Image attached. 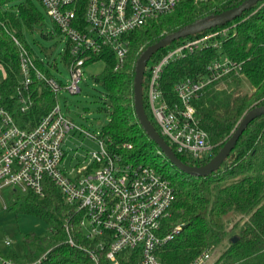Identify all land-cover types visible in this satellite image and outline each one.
I'll return each mask as SVG.
<instances>
[{
    "label": "trees",
    "instance_id": "trees-1",
    "mask_svg": "<svg viewBox=\"0 0 264 264\" xmlns=\"http://www.w3.org/2000/svg\"><path fill=\"white\" fill-rule=\"evenodd\" d=\"M244 1L214 0L196 4L189 0L171 15L132 33L128 37L129 52L123 66L117 68L118 62L111 52L93 61L106 62L100 79L108 98L111 123L101 131L102 138L108 141L110 148L117 150L126 164L148 165L177 187L171 216L163 223L162 236H172L158 252L163 264H194L212 255L221 245H225L224 252L213 264H264V116L248 125L219 170L202 177L188 175L174 167L148 136L135 111V72L145 50L178 30L233 9ZM8 6L18 8V12L8 10ZM43 24V17L32 0H0V103L22 129L35 128L57 102L55 95L38 83L31 90L34 105L29 112L20 111L16 98L22 77L15 40L35 57L28 47L23 27L26 25L33 30L34 26ZM228 27L232 30L221 38L220 49L197 51L168 66L163 74L161 88L174 102V86L178 82L204 75L206 66L221 56L243 64L241 75L231 76V80L227 77L224 82L211 86L195 103L200 126L208 133L214 152L198 160L177 154L187 166L207 165L231 138L244 116L264 106V1L233 23L202 34ZM170 46L155 54L151 61H158ZM244 81L250 84L251 90H243ZM222 83H225L224 88L220 89ZM144 105L150 121L159 131L145 100ZM125 144L132 145V149H124ZM9 201L17 217L29 214L48 224L46 233L23 238L25 257L18 263L42 260L41 264H110L107 256L97 250L96 241L88 240L80 231L75 209L64 201L52 182H46L44 198L33 193H12ZM231 224L233 227L229 229ZM70 237L75 246L69 243ZM235 238L237 241L233 242ZM90 250L96 252L95 259ZM1 257L11 261L16 255L10 253ZM127 257L133 262L138 260L137 256H120L123 264H127ZM5 263L0 260V264Z\"/></svg>",
    "mask_w": 264,
    "mask_h": 264
},
{
    "label": "built area",
    "instance_id": "built-area-1",
    "mask_svg": "<svg viewBox=\"0 0 264 264\" xmlns=\"http://www.w3.org/2000/svg\"><path fill=\"white\" fill-rule=\"evenodd\" d=\"M189 0H40L52 18L57 33L67 41L63 60L71 74L67 85L39 67L43 62L15 40L19 47L22 86L17 93L19 109L27 113L34 105L32 88L45 85L58 99L64 89L72 95L82 92L85 68L96 58L111 52L124 65L129 52L128 37L152 21L171 15ZM203 4L214 0H192ZM228 33V31H227ZM224 33V34H227ZM223 34V35H224ZM219 32L185 39L147 67L148 106L159 133L177 154L194 159L214 152L208 133L201 128L195 103L206 90L227 77L241 75L243 64L221 56L205 68V74L188 77L174 86L172 102L161 88L165 69L197 51L220 49ZM151 62V61H150ZM149 62V63H150ZM55 69L58 70L57 66ZM145 82V81H144ZM108 101V98H107ZM86 133L62 111L57 100L51 112L33 129H22L0 103V202L11 208L5 196L12 193L46 195V182H52L64 201L76 211L80 231L110 264H163L159 249L172 236L163 237V223L170 218L177 200V187L169 178L144 164H126L116 149L109 147L101 132L94 137L97 150H87L76 165L68 162L67 147L72 132ZM86 135L91 138L90 134ZM119 148V147H118ZM131 150L132 145H123ZM69 150V149H68ZM67 159V161H66ZM9 198V197H8ZM68 233H71L67 228ZM69 243L75 246L70 237ZM11 247L10 241L6 242ZM90 255L97 256L94 250ZM207 255L194 264H205ZM5 264H23L5 260ZM42 260L31 264H41Z\"/></svg>",
    "mask_w": 264,
    "mask_h": 264
},
{
    "label": "rangeland",
    "instance_id": "rangeland-1",
    "mask_svg": "<svg viewBox=\"0 0 264 264\" xmlns=\"http://www.w3.org/2000/svg\"><path fill=\"white\" fill-rule=\"evenodd\" d=\"M32 1L41 13L44 24L34 26L33 30H30L29 27L24 25L23 31L26 42L30 50L34 52L35 57L43 62L41 69L61 81L65 86L71 80L70 71L63 60V56L67 50V41L57 33L52 18L40 0ZM7 8L14 13L18 12V8H13V6H8ZM229 30H232V27L218 32L220 35H223L227 31L229 32ZM224 36L227 37L228 33L224 34ZM181 41L183 40L177 42ZM172 47L170 46V48ZM151 64L152 61L149 63V67ZM55 66H57L58 70L55 69ZM105 70L106 62L103 60L89 63L85 68L84 79L80 84L82 92L77 95H72L63 89L58 96L57 100L65 116L77 126L84 128L86 133L91 136L89 138L86 133L79 131L72 132L71 136L74 135L76 138L68 143L67 152H69L67 159L69 163L73 162V165H76L78 160L84 157L87 150H97L99 148L94 137H98L103 128L108 127L111 123L107 95L100 79ZM1 75L2 73L0 72ZM231 79L232 77L229 80ZM147 80L148 74L145 76L144 83H147ZM224 84L222 83L219 86L220 89L224 88ZM242 88L243 90H251L250 84L246 81L242 82ZM144 100L148 102L145 84ZM149 113L151 114L150 109ZM8 197L9 195H6L5 199L9 203ZM2 206L3 204L0 202V254L8 256L10 253H14L16 258L12 261L22 262L25 257L23 238L30 234L46 233L48 231V224L43 219L29 214L17 217L11 208L4 210ZM232 227L233 224L229 226V229ZM8 241L12 243L11 247L6 246V242ZM224 247L225 245H221L205 264H213L218 260L224 252Z\"/></svg>",
    "mask_w": 264,
    "mask_h": 264
},
{
    "label": "water",
    "instance_id": "water-1",
    "mask_svg": "<svg viewBox=\"0 0 264 264\" xmlns=\"http://www.w3.org/2000/svg\"><path fill=\"white\" fill-rule=\"evenodd\" d=\"M263 1L264 0H245L242 4L233 9L224 11L214 16L206 17L194 24L187 26L186 28L178 30L173 34L164 37L156 44L150 46L147 50H145L138 60L134 85L135 111L138 120L147 132L148 136L160 148L161 152L167 157L169 162L183 173L191 176L207 177L219 170L223 163L228 159L232 151L235 149L240 137L248 125L255 119L264 116V106L256 107L244 116L243 120L239 124V127L236 129L231 138L225 143L219 153L207 165L200 167L187 166L179 159L170 145L156 130L155 126L152 124L146 113L144 105V81L148 64L155 54L172 45L173 43L202 34L211 29L224 27L230 23H233L237 19L241 18L247 11L251 10L253 7L257 6ZM232 241L236 242L237 239L235 238Z\"/></svg>",
    "mask_w": 264,
    "mask_h": 264
}]
</instances>
